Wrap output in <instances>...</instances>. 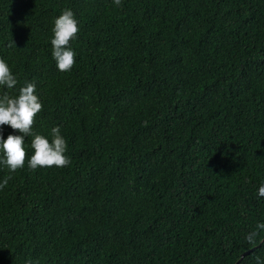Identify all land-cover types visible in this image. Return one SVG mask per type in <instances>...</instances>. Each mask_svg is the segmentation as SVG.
<instances>
[{"label":"trees","instance_id":"obj_1","mask_svg":"<svg viewBox=\"0 0 264 264\" xmlns=\"http://www.w3.org/2000/svg\"><path fill=\"white\" fill-rule=\"evenodd\" d=\"M0 59V96L35 83L33 134L60 127L71 160L30 169V135L0 164V264H264V0H0Z\"/></svg>","mask_w":264,"mask_h":264},{"label":"clouds","instance_id":"obj_2","mask_svg":"<svg viewBox=\"0 0 264 264\" xmlns=\"http://www.w3.org/2000/svg\"><path fill=\"white\" fill-rule=\"evenodd\" d=\"M116 6L121 5V0H113ZM53 38L51 45L53 48L52 56L56 61L60 72H68L75 64V53L69 47L71 40L76 38L79 32L78 21L73 11L65 9L62 14L55 19L52 29ZM9 47L15 46L12 41ZM16 47V46H15ZM17 85V78L11 72L4 59H0V86H6L7 89H13ZM35 83H27L19 89L17 96L12 97L7 92L0 96V126L7 125L21 135H9L5 140L2 131H0V152L3 158L0 164L6 166L11 173L18 169H23L27 156L24 144L25 137L34 135L32 126L36 115L42 110V103L35 94ZM52 140L49 142L42 135L35 134L31 147L34 154L28 160V167L32 170L38 168H63L69 166L71 160L65 155L67 150V141L61 135L60 127H54L51 130ZM11 176L7 177L0 188L7 186ZM259 196L264 197V185L259 188ZM257 229H264V223L258 224ZM259 232L253 230L247 234L245 239L249 244L256 242ZM257 264L260 259L257 257Z\"/></svg>","mask_w":264,"mask_h":264},{"label":"water","instance_id":"obj_3","mask_svg":"<svg viewBox=\"0 0 264 264\" xmlns=\"http://www.w3.org/2000/svg\"><path fill=\"white\" fill-rule=\"evenodd\" d=\"M254 249H255V248H253V249H251V250L245 252V253L241 256V258H243V257L246 256L247 254H249L250 252H252Z\"/></svg>","mask_w":264,"mask_h":264}]
</instances>
